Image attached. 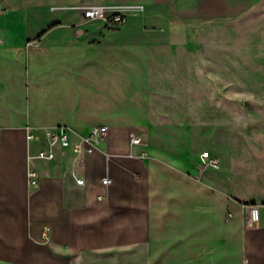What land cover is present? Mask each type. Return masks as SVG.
I'll list each match as a JSON object with an SVG mask.
<instances>
[{
    "label": "crops",
    "instance_id": "obj_1",
    "mask_svg": "<svg viewBox=\"0 0 264 264\" xmlns=\"http://www.w3.org/2000/svg\"><path fill=\"white\" fill-rule=\"evenodd\" d=\"M230 1H0V264H76L86 255L150 249L156 241L236 233L242 264H264V172L254 179L252 155L249 175L232 163L198 179L201 151L179 183L158 175L145 143L134 147L145 158L128 156L130 136L144 137L142 129L154 122L125 98L153 89L149 82L160 79L155 75L176 53L180 27L216 13L219 4L233 10ZM128 2L145 10L130 14L121 29L85 21L79 7ZM91 96L98 97L93 104ZM100 124L109 127L102 149L113 154L109 190L101 182L102 150L76 166L84 186L69 173L72 150L58 147L54 159L35 158L44 130L68 126L85 134ZM31 130L35 140L26 138ZM30 166L38 172L36 188L26 185ZM248 204L260 213L251 227L244 224Z\"/></svg>",
    "mask_w": 264,
    "mask_h": 264
},
{
    "label": "rangeland",
    "instance_id": "obj_2",
    "mask_svg": "<svg viewBox=\"0 0 264 264\" xmlns=\"http://www.w3.org/2000/svg\"><path fill=\"white\" fill-rule=\"evenodd\" d=\"M229 4L233 10L219 4L216 13L180 27L176 53L155 75L160 79L149 82L153 89L125 98L154 122L142 130L147 159L161 178L179 183L204 150L221 159L213 172L233 163L236 172L246 167L249 175V154L254 179L264 172V0ZM95 99L91 96L92 104ZM241 251L236 233L156 241L150 249L86 255L76 264H242Z\"/></svg>",
    "mask_w": 264,
    "mask_h": 264
},
{
    "label": "built area",
    "instance_id": "obj_3",
    "mask_svg": "<svg viewBox=\"0 0 264 264\" xmlns=\"http://www.w3.org/2000/svg\"><path fill=\"white\" fill-rule=\"evenodd\" d=\"M79 7L83 13L85 21H104L106 25L120 29L127 24L130 14L143 12L145 10L143 4L136 2L83 4ZM3 10L4 8H0V13H2ZM108 134L109 127L105 124L94 125L85 134H80L68 126L46 129L43 131V141L45 145L37 150L35 158L41 160L54 159L58 147L72 150L75 159L69 173L78 185L84 186L86 180L79 174L76 166L84 165L87 157L93 155L98 150H102L105 157L106 167L105 173L101 177V182L105 190H109L114 183V178L111 175L110 170L113 154L102 149V143L107 140ZM26 138L27 140H35L36 134L33 130L28 131ZM143 144V135L133 133L130 136V152L128 153V156H136L142 159L145 158L146 152L142 151L135 153L134 151V147ZM199 159L198 179H200L207 170L218 169L221 167L220 159L213 155L209 150L202 151ZM136 178L139 177L136 176ZM26 185L28 188H36L39 185L38 172L33 166H30L27 169ZM103 198V195L98 196L99 200H102ZM259 220V207L254 204H248L246 206V216L244 220L245 227L254 226L258 224Z\"/></svg>",
    "mask_w": 264,
    "mask_h": 264
}]
</instances>
